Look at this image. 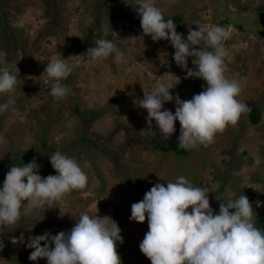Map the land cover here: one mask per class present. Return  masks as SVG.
<instances>
[{"label":"rangeland","instance_id":"rangeland-1","mask_svg":"<svg viewBox=\"0 0 264 264\" xmlns=\"http://www.w3.org/2000/svg\"><path fill=\"white\" fill-rule=\"evenodd\" d=\"M152 3L165 18H181L184 38L189 24L193 30L219 25L229 31L225 76L238 81L237 99L251 111L217 133L214 143L186 155L155 150L149 142L161 140L160 130L154 120L149 125L147 111L138 106L144 90L163 80L169 86L176 83L170 90L173 97L188 100L207 84L202 78H185L187 71L173 59L170 41H153L132 23L134 0H0V51L7 54L3 66L18 81L13 94H0V104L15 100L0 113V189L12 166L34 157L42 178L57 175L50 162L57 151L74 159L88 176L85 189L27 213L22 207L16 224L0 226V264H47L46 258L29 259V237L70 232L82 212L109 216L118 224L121 264H151L139 248L149 230L147 217L143 223L130 219L132 204L144 198L133 191L135 177H146L150 187L184 177L209 191L214 214L220 203L253 193L258 227L264 215V0ZM99 39L115 43L123 59L91 61L87 49ZM200 47L213 50L203 42ZM60 56L77 67L61 81L69 94L56 99L49 94L44 71ZM193 59L188 58V68L195 70ZM175 107L174 100L164 104L173 114ZM254 108L261 110L257 123L251 118ZM85 118L91 119L88 124ZM175 129L171 140L180 136L178 120Z\"/></svg>","mask_w":264,"mask_h":264},{"label":"clouds","instance_id":"clouds-1","mask_svg":"<svg viewBox=\"0 0 264 264\" xmlns=\"http://www.w3.org/2000/svg\"><path fill=\"white\" fill-rule=\"evenodd\" d=\"M136 3L143 34L150 35L153 41H170L175 49L173 59L187 71L185 78H202L207 84L191 99L181 100L179 94L173 97L170 91L176 83L169 86L161 80L149 91L144 90L138 106L147 111L149 125L155 121L161 140L170 139L178 120L181 148L190 150L214 143L217 133H223L229 125L235 126L243 114L251 111L247 103L237 99L241 93L238 81L225 76V41L230 38L229 31L219 25H198L199 30H193L189 24V34L184 38L152 0ZM202 42L213 50L201 49ZM6 55L0 51V94H13L18 81L3 66ZM124 55L115 43L106 39L97 40L86 53L93 62L110 56L119 61ZM189 57L194 58L195 70L188 68ZM66 61L62 57L51 60L44 71L46 83L50 84L49 94L56 99L69 94L70 89L61 81L77 67ZM173 100L174 114L164 109V104ZM14 103L9 98L0 104V113ZM152 135L155 137L156 133L152 131ZM50 162L57 175L46 178L37 174L40 166L35 157L23 166L10 168L0 189V226L16 224L22 207L27 213L44 204L51 205L73 190L86 188L88 176L74 159L57 151L50 156ZM208 193L206 188L194 187L179 177L174 183L167 182V186L155 184L143 200L132 204L131 220L143 223L147 217L149 230L139 248L151 264H264V232L254 223L256 213L249 198L241 195L220 203L219 213L214 214ZM120 233L111 217L82 212L70 232L56 235L45 232L29 237L27 247L33 249L29 259L46 258L47 264H121L117 252V242L123 243Z\"/></svg>","mask_w":264,"mask_h":264},{"label":"trees","instance_id":"trees-1","mask_svg":"<svg viewBox=\"0 0 264 264\" xmlns=\"http://www.w3.org/2000/svg\"><path fill=\"white\" fill-rule=\"evenodd\" d=\"M134 1H135L134 10L130 17V20L132 21L133 24H135L138 28L142 30L140 24L139 6L136 3V0ZM165 19L166 20L171 19L176 24L177 32L181 33L183 31L181 18H179L178 16H171ZM78 113L80 115H83V112L81 111H78ZM251 118L253 122L257 123L261 118V110L259 108L252 109ZM90 120H91L90 118H85L84 120L85 124H88ZM149 143L155 150L164 151V152H173L177 155H186L188 153L187 149H183L179 146L178 140H171V139H168L167 141L151 140ZM131 182H132L131 186L133 188L134 193L140 196L144 197L145 193L151 189V187L147 184L148 181L146 177H135L134 179H132ZM246 196L249 198V200H251V198L253 197V193H249ZM258 228L262 232H264V215L258 219Z\"/></svg>","mask_w":264,"mask_h":264}]
</instances>
